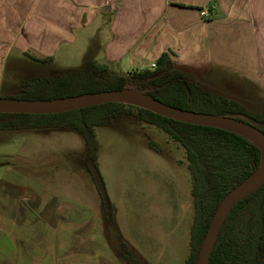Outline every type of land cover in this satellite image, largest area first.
<instances>
[{
  "label": "rangeland",
  "instance_id": "obj_1",
  "mask_svg": "<svg viewBox=\"0 0 264 264\" xmlns=\"http://www.w3.org/2000/svg\"><path fill=\"white\" fill-rule=\"evenodd\" d=\"M19 64H7L0 97L19 93L35 73L68 70L46 63L31 72L25 57ZM96 135L114 219L77 130H0V264H185L194 218L185 149L136 109L98 126Z\"/></svg>",
  "mask_w": 264,
  "mask_h": 264
},
{
  "label": "crops",
  "instance_id": "obj_2",
  "mask_svg": "<svg viewBox=\"0 0 264 264\" xmlns=\"http://www.w3.org/2000/svg\"><path fill=\"white\" fill-rule=\"evenodd\" d=\"M168 51L209 95L264 115V0H0V82L23 57L31 72L97 61L127 76Z\"/></svg>",
  "mask_w": 264,
  "mask_h": 264
},
{
  "label": "trees",
  "instance_id": "obj_3",
  "mask_svg": "<svg viewBox=\"0 0 264 264\" xmlns=\"http://www.w3.org/2000/svg\"><path fill=\"white\" fill-rule=\"evenodd\" d=\"M25 55L40 62L53 59ZM127 87L143 90L177 108L243 120L264 133V115L250 112L233 100L209 95L189 76L174 69L170 51L159 57L156 68L135 70L127 76L116 73L106 63L92 61L82 68L57 75L27 77L21 81L19 93L6 97L53 99ZM134 109L141 121L162 129L186 151L194 218L190 253L185 264H197L203 240L221 200L259 166L261 152L252 140L224 128L174 120L123 102L58 113H0V130L72 127L85 140L88 165L90 161L97 165L96 128ZM89 169L92 173L90 166ZM104 209L114 219L115 210L110 200H104ZM209 264H264V183L235 204L222 226Z\"/></svg>",
  "mask_w": 264,
  "mask_h": 264
},
{
  "label": "water",
  "instance_id": "obj_4",
  "mask_svg": "<svg viewBox=\"0 0 264 264\" xmlns=\"http://www.w3.org/2000/svg\"><path fill=\"white\" fill-rule=\"evenodd\" d=\"M108 102H123L135 105L162 116L191 124L224 128L242 134L258 145L261 152L259 166L221 200L209 224L197 261V264H209L222 226L235 204L264 183V133L243 120L226 115L177 108L150 96L143 90L130 87L120 90L86 92L53 99L0 97V113H58ZM89 166L102 197L108 202L109 198L105 183L97 165L90 161Z\"/></svg>",
  "mask_w": 264,
  "mask_h": 264
},
{
  "label": "built area",
  "instance_id": "obj_5",
  "mask_svg": "<svg viewBox=\"0 0 264 264\" xmlns=\"http://www.w3.org/2000/svg\"><path fill=\"white\" fill-rule=\"evenodd\" d=\"M200 13H201V17L203 19H209L211 18L214 13H215V6L214 5H210V6H206V7H203L201 8L200 10ZM150 69H154L156 68V63H152L150 66H149Z\"/></svg>",
  "mask_w": 264,
  "mask_h": 264
}]
</instances>
